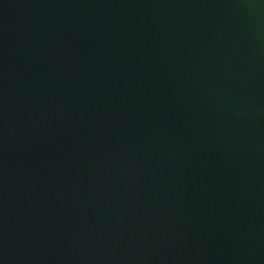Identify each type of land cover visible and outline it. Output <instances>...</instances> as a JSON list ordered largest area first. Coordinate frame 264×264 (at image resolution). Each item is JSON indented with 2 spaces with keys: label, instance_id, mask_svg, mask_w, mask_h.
Masks as SVG:
<instances>
[{
  "label": "water",
  "instance_id": "water-1",
  "mask_svg": "<svg viewBox=\"0 0 264 264\" xmlns=\"http://www.w3.org/2000/svg\"><path fill=\"white\" fill-rule=\"evenodd\" d=\"M0 264H264V0H0Z\"/></svg>",
  "mask_w": 264,
  "mask_h": 264
}]
</instances>
